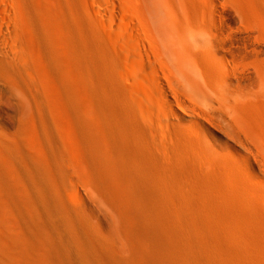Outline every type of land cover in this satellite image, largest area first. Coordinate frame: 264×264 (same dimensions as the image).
Listing matches in <instances>:
<instances>
[{"label": "bare ground", "instance_id": "bare-ground-1", "mask_svg": "<svg viewBox=\"0 0 264 264\" xmlns=\"http://www.w3.org/2000/svg\"><path fill=\"white\" fill-rule=\"evenodd\" d=\"M189 27L208 32L206 47L185 42ZM86 55L98 85L125 100L115 106L109 94L97 105L110 113L108 127L100 113H77L82 126L75 123L110 147L116 107L125 128L117 147L178 176L180 185H166L181 202L170 223L213 227L210 216L229 222L247 213L264 222V141L260 124L239 113L244 96L264 102V0H0V111L6 88L24 106L29 94L45 99L49 114L40 117L42 131L23 123L27 144L41 148L43 136L65 135L77 144L58 117L62 98L81 94ZM213 128L243 151L213 139Z\"/></svg>", "mask_w": 264, "mask_h": 264}, {"label": "rangeland", "instance_id": "rangeland-1", "mask_svg": "<svg viewBox=\"0 0 264 264\" xmlns=\"http://www.w3.org/2000/svg\"><path fill=\"white\" fill-rule=\"evenodd\" d=\"M97 74L86 55L80 96L62 98L66 109L58 117L59 127L76 131L77 144L72 145L66 135L43 136L41 148L27 144L22 125L42 131L40 117L49 116L45 99L29 94L24 106L3 89L0 264H264L263 216L247 213L248 217L235 216L229 222L207 216L217 227L170 223L167 218H176L181 202L173 197L176 186L166 185L171 181L180 185L178 176L157 173L117 147L125 128L116 107L115 145L107 147L102 135L100 142L97 135L82 134L77 113L85 118L100 113L108 127L110 113L97 105L109 94H114L115 106L125 100L112 92L110 84L98 85ZM243 103L239 113L260 124L257 136L264 141V102L252 104L244 96ZM211 130L219 143L229 142L243 151L229 132ZM147 176L149 182L141 184ZM150 194L163 196L152 199ZM80 195L84 200H77Z\"/></svg>", "mask_w": 264, "mask_h": 264}, {"label": "clouds", "instance_id": "clouds-1", "mask_svg": "<svg viewBox=\"0 0 264 264\" xmlns=\"http://www.w3.org/2000/svg\"><path fill=\"white\" fill-rule=\"evenodd\" d=\"M185 42L193 51L206 47L210 41L208 32L203 28H187L184 32Z\"/></svg>", "mask_w": 264, "mask_h": 264}]
</instances>
